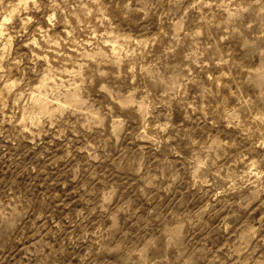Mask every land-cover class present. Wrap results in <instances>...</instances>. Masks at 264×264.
I'll return each instance as SVG.
<instances>
[{"label": "rangeland", "instance_id": "1", "mask_svg": "<svg viewBox=\"0 0 264 264\" xmlns=\"http://www.w3.org/2000/svg\"><path fill=\"white\" fill-rule=\"evenodd\" d=\"M0 264H264V0H0Z\"/></svg>", "mask_w": 264, "mask_h": 264}]
</instances>
